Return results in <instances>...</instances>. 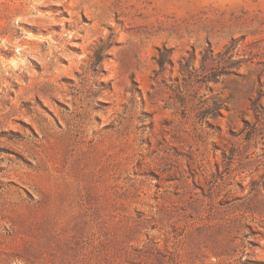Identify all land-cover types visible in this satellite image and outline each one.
<instances>
[{"label": "rangeland", "instance_id": "1", "mask_svg": "<svg viewBox=\"0 0 264 264\" xmlns=\"http://www.w3.org/2000/svg\"><path fill=\"white\" fill-rule=\"evenodd\" d=\"M0 264H264V0H0Z\"/></svg>", "mask_w": 264, "mask_h": 264}, {"label": "trees", "instance_id": "2", "mask_svg": "<svg viewBox=\"0 0 264 264\" xmlns=\"http://www.w3.org/2000/svg\"><path fill=\"white\" fill-rule=\"evenodd\" d=\"M214 110H216V109H214Z\"/></svg>", "mask_w": 264, "mask_h": 264}]
</instances>
